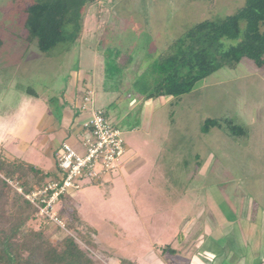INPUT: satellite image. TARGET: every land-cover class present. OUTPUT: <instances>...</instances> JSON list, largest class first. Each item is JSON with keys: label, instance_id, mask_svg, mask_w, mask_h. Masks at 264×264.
<instances>
[{"label": "rangeland", "instance_id": "1", "mask_svg": "<svg viewBox=\"0 0 264 264\" xmlns=\"http://www.w3.org/2000/svg\"><path fill=\"white\" fill-rule=\"evenodd\" d=\"M32 1L0 0V122L14 121L22 101L28 121L18 137L0 139V151L54 171V146L43 144L55 138L48 129L87 93L121 129L126 148L117 169L82 181L61 201L60 209L70 205L62 229L104 264H264V66L243 58L190 93L144 95L155 84L150 65L174 39L245 0H97L82 37L49 52L25 27ZM106 51L114 70L108 77ZM225 117L247 134L231 135L224 121L203 131L207 118ZM217 209L232 223L212 230ZM47 223L36 215L28 225ZM232 231L243 244L236 250ZM47 234L58 238L54 227Z\"/></svg>", "mask_w": 264, "mask_h": 264}, {"label": "trees", "instance_id": "2", "mask_svg": "<svg viewBox=\"0 0 264 264\" xmlns=\"http://www.w3.org/2000/svg\"><path fill=\"white\" fill-rule=\"evenodd\" d=\"M96 2L33 0L25 8V27L30 38L37 40L38 48L49 52L60 43H74L82 37L86 11ZM105 56V77H108L114 74L109 60L111 52L106 51ZM243 58H249L257 67L264 66V0H245L231 14L204 18L190 26L150 65L155 84L144 95L158 98L190 93L199 81L222 67H236ZM222 121L231 135L247 134L244 125L227 117L207 118L202 129L208 132ZM58 171L57 161L54 171L45 172L0 151V264H104L87 254L75 236L53 221H48L41 230L28 225L37 209L25 193L57 179ZM10 180L16 181L23 191L12 186ZM69 207L66 204L59 209L62 219ZM50 227L58 233L56 241L47 234ZM171 251L176 252L174 248Z\"/></svg>", "mask_w": 264, "mask_h": 264}, {"label": "built area", "instance_id": "3", "mask_svg": "<svg viewBox=\"0 0 264 264\" xmlns=\"http://www.w3.org/2000/svg\"><path fill=\"white\" fill-rule=\"evenodd\" d=\"M85 100L88 102L89 98ZM83 130L81 148L84 153L64 142L57 153L59 177L48 180L39 189L25 193V197L36 207L38 216L63 228L66 224L58 208L62 196L81 189L84 180H101L117 169L126 153L122 131L108 120L104 109L93 110ZM18 189L23 191L21 187Z\"/></svg>", "mask_w": 264, "mask_h": 264}, {"label": "crops", "instance_id": "4", "mask_svg": "<svg viewBox=\"0 0 264 264\" xmlns=\"http://www.w3.org/2000/svg\"><path fill=\"white\" fill-rule=\"evenodd\" d=\"M81 84H82V90L88 89L89 86L86 82V78L82 79ZM87 95L88 93L83 96L84 97L83 99L78 101L74 99V102L77 105L75 110L73 112L71 109L66 110L65 113L63 114L62 120L61 121L55 120V122L52 123L51 126L49 127L48 129L49 132L52 133V136L54 135L55 138L50 139V137H47L43 144L48 146L52 144L54 146L55 156H57V153L61 149V146L64 142H68L72 145L77 143L81 144L82 134L84 131L83 130L84 123L90 118L93 110L99 109V108H95L96 106L94 107L93 99L89 100L88 103L85 102V97ZM123 162L124 161L122 159V163ZM214 215L216 216V223L218 225L215 226V228H211L212 230L221 227L225 223H232L231 220H229V218L227 217V215L219 209H217V212H215ZM248 216L250 217L249 214ZM227 238L229 240H232L230 245H232V249L234 250H236V248L239 249L240 248L239 246L243 245L242 243L240 245V240H239L240 237L237 236L236 234H233V231H232V235L229 234L227 235ZM222 256L223 254H221L220 257ZM190 264H192L191 261ZM220 264H222V261H220ZM237 264H239V262Z\"/></svg>", "mask_w": 264, "mask_h": 264}, {"label": "clouds", "instance_id": "5", "mask_svg": "<svg viewBox=\"0 0 264 264\" xmlns=\"http://www.w3.org/2000/svg\"><path fill=\"white\" fill-rule=\"evenodd\" d=\"M26 110L22 101L15 113V120L0 122V139H14L22 134L27 126Z\"/></svg>", "mask_w": 264, "mask_h": 264}]
</instances>
